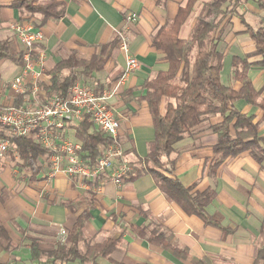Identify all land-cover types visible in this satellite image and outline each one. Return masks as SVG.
I'll list each match as a JSON object with an SVG mask.
<instances>
[{
  "label": "crops",
  "instance_id": "obj_1",
  "mask_svg": "<svg viewBox=\"0 0 264 264\" xmlns=\"http://www.w3.org/2000/svg\"><path fill=\"white\" fill-rule=\"evenodd\" d=\"M15 1L0 0V47L4 53L0 56V85L13 81L25 67L24 61L23 64L17 62L24 47L12 30L15 23L26 22L43 32L44 41L32 60L36 63L44 55V66L36 91L32 84L25 95L16 98L6 91L3 103L44 105L52 93L49 74L61 62L72 58L90 62L100 56L104 46L123 34L140 68L125 77L126 56L116 46L109 50L110 57L102 70L91 77H80L78 82L91 86L99 95L110 96L109 106L120 120V146L127 160L136 167L140 159L147 157L148 146L155 138L150 107L143 100L144 85L169 69L166 56L154 46V39L190 0H56L64 5L65 14L59 20L44 24L38 15L26 20L23 9L13 6ZM212 1L200 0L196 4L179 30L181 39L190 40L205 5ZM234 7L225 4L220 11L211 12L209 20L217 25L218 49L224 54L221 80L240 90L241 84L233 79L232 60L247 56H252L253 61L261 60L260 56H255L251 30H264V0H241ZM129 14H137L138 21L127 22ZM249 78L260 93L259 101L264 100V69L253 68ZM167 104L168 100L164 99L162 112ZM234 105L259 123V134L264 137V112L258 105L244 100ZM220 119V116L208 119L174 146L172 158L176 164L168 176L192 188L194 193L213 189L216 198L206 211L232 232L206 226L200 218L186 214L168 199L151 174L127 180L122 187L105 180L96 192V187L90 183L85 188L63 174L49 178L44 159L39 161L35 171L21 168L12 147L5 159L0 160V222L16 249L11 253L1 252L0 263L28 261L29 240L33 238L40 240L43 250H53L56 243L63 240L62 232L73 228L76 222V216L62 204L92 194L95 201L86 223V236L100 243L108 239L118 242L111 258L101 259L100 264H192L150 245L146 239L135 235L131 226L154 227L164 234H172L173 246L187 250L191 258L202 264H253L264 221V162L257 163L246 152L226 160L212 176L213 148L218 137L211 125ZM78 125L66 130L65 137L80 142L76 136Z\"/></svg>",
  "mask_w": 264,
  "mask_h": 264
},
{
  "label": "trees",
  "instance_id": "obj_2",
  "mask_svg": "<svg viewBox=\"0 0 264 264\" xmlns=\"http://www.w3.org/2000/svg\"><path fill=\"white\" fill-rule=\"evenodd\" d=\"M200 0H190L185 8L180 9L176 19L166 28L160 30L154 39V46L162 51L169 63L166 72L144 85L146 95L143 97L149 107L153 120L155 138L148 146V155L140 159L128 180L143 174H151L156 184L168 199L181 207L188 215L200 218L206 226L223 232H232L224 228L220 221L210 216L206 209L215 200L216 192L208 189L202 193H194L192 188L184 187L171 174L176 160L172 158L174 146L186 135H192L205 121L220 116V121L211 125L218 137L214 146L215 159L211 164V175L215 176L218 169L228 159H233L249 152L253 159L264 162V137L259 134V123L235 107V102L244 100L248 104L258 105L264 112V100L259 101L260 93L256 91L249 72L253 68L264 69V30H251L256 46L255 56L260 61L250 60L252 56L234 58L232 60L233 79L241 84L240 90L224 84L221 73L224 68V54L218 49L216 38L217 25L209 20L210 13L220 11L227 4L234 6L241 0H213L206 4L193 30L190 40L179 37V30L190 16L193 8ZM22 8L26 20L40 16L42 24L49 20H59L65 14L64 5L56 0H16L13 4ZM119 36L111 44L104 46L100 56L90 62H61L50 72L52 93L66 95L68 89L80 77H91L94 72L103 69L110 57L109 50L119 46ZM0 47V56H3ZM23 64V53L17 60ZM67 71L66 73H64ZM168 100L165 112L161 111L163 100ZM259 101V102H258ZM6 132V133H5ZM77 139L83 146L84 160L94 163L101 155L102 148L111 141L96 130L89 117L77 126ZM9 139L21 168L32 171L38 169L39 161L48 158V152L31 137H12L9 130L0 127V141ZM94 188L96 182L90 183ZM81 197L76 201H66L62 205L76 222L70 230H65L63 240L56 243L51 251L41 248L40 240H29L30 259L14 262V264H100L101 259H110L117 249L118 242L108 239L98 242L86 236V223L90 219V211L94 207V196ZM135 235L146 239L150 245L160 247L179 260L192 264H202L200 260L191 258L187 250L174 247L172 234H164L158 228H139L131 226ZM14 242L0 222V253L13 252ZM257 253L253 264H264V221L261 223L257 240ZM1 264V263H0ZM124 264V263H119Z\"/></svg>",
  "mask_w": 264,
  "mask_h": 264
},
{
  "label": "built area",
  "instance_id": "obj_3",
  "mask_svg": "<svg viewBox=\"0 0 264 264\" xmlns=\"http://www.w3.org/2000/svg\"><path fill=\"white\" fill-rule=\"evenodd\" d=\"M126 21L135 23L138 15L129 14ZM12 30L24 47L25 67L13 81L0 85V127L9 130L12 137L36 138L48 152V158L43 163L51 179L63 174L71 180L79 181L85 188L98 180L96 192L100 191L105 180L122 187L133 168L120 146V120L109 106L108 94L99 95L91 86L76 82L66 95L51 93L42 106L3 103L6 91L11 92L15 98L25 95L30 84L36 91L44 66V55L36 63L32 60V55L44 41L43 32L26 22L13 24ZM119 40L120 50L126 56V77L140 68V62L131 54L127 37L119 34ZM85 117H89V121L111 141L102 148L101 155L94 163L84 160L80 142L65 137L66 130L80 124ZM12 149L9 139L1 140L0 160L5 159ZM62 235L65 236V231Z\"/></svg>",
  "mask_w": 264,
  "mask_h": 264
}]
</instances>
